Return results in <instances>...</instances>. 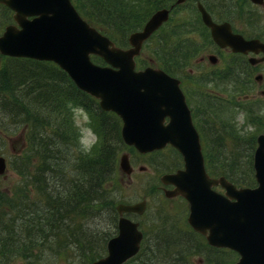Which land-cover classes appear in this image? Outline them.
<instances>
[{"label": "rangeland", "instance_id": "1", "mask_svg": "<svg viewBox=\"0 0 264 264\" xmlns=\"http://www.w3.org/2000/svg\"><path fill=\"white\" fill-rule=\"evenodd\" d=\"M166 1V3H162V0H114L111 2V7L115 10L121 9L123 11V22L125 24L120 28L119 26L111 27L108 25V18L107 20L103 18V20L100 21L101 23H97L100 25L107 24L104 25L107 26V29L103 26L101 27L110 35L103 33L115 40L121 47L127 49L131 47L128 42L129 34L133 31L141 30L145 22L156 9L174 3L175 0ZM195 1L197 0H187L180 6L175 7L171 11L169 21L158 28L152 36L143 43L141 53L136 60L141 68L152 66L160 67L166 71V67L169 66L170 69H167V73L179 78H185L188 82L191 80V82H189L190 84L187 88H184V90L189 98L193 120L199 131H202L204 134V136L202 135V141L207 146L213 144L219 145V148L213 151L210 149L211 152L209 151L205 155L207 159V169L212 176L224 175L226 178L229 179L231 177L240 183L243 182L242 177H245L249 172V169H247L248 155L245 154V151L252 148L250 140L254 137V151L256 147V135L262 132L264 133V106L261 107L262 114H259L256 109L252 110V107L248 105L250 100L240 101V98H242L243 92L254 94L260 87L258 86L254 91L245 88L244 91L240 93L236 92L238 83L236 84L235 72L224 75V84H226L223 88L220 86V75L219 81L211 82L210 77H206V75L201 73L203 68L201 65H197V59L200 55H205L212 51L213 46L211 45V38L207 35V31L204 29V25L200 20ZM199 1L204 4L215 20L219 22H230L234 31L244 33L248 37L261 36L264 38V9L254 6L250 1ZM105 15H107V13ZM10 16L11 13L5 11L0 6V31L3 30L6 24L11 22ZM109 21L113 22L112 18L109 19ZM226 60L229 62L234 59L227 57ZM5 61L4 58L1 59L0 57L1 65H4ZM97 62L104 63L102 60ZM260 66L259 69L262 68L264 71V64ZM189 68H192L194 71L193 74L195 75L192 77H189ZM20 69L21 70H16V72L23 70L22 68ZM210 69L212 72L216 68L210 66ZM14 72L15 69L10 70V79L14 77ZM51 79L55 82L54 76H51ZM61 85H63V83ZM4 87L7 86L5 85ZM220 91L223 92L222 94H224L225 100H219L213 97V95L220 93ZM256 95L259 96V93H256ZM21 96L16 92L14 99H21ZM50 107L56 108L50 105L47 106L43 115L51 117V120L55 123L45 124V126H43L45 129L44 133L47 136L50 137V133L54 130L52 128L54 124L62 125V123H67L68 119L72 117L73 123L79 128L81 136L78 143L81 145V148L83 145H95L98 143L101 135L98 116H94L93 113H89L81 107H75L70 109L67 108L70 114L69 118L65 116L63 121L62 119L56 121V113L50 112ZM19 110L17 111L18 114L22 116L26 115V111ZM254 111H256L255 114ZM108 118L115 120L114 115H109L104 119L108 121ZM250 119L251 122L249 121ZM111 123L114 124L113 121H110V124ZM25 126L26 125L15 123V120L6 117L5 114L0 111V156H3L7 163L6 170L4 173L0 174V194H5L13 198L14 193L18 194L21 192V188L25 191L24 186L26 185V193L32 202L31 204H37L39 206H31L30 208L20 207L17 208V210L4 208L2 211L4 218L10 219V222L5 226L7 230H11V228L15 227L18 223L15 220L23 214H26L24 215L25 218L50 216L47 213L48 207L42 202L43 196L40 202L36 199V180H42L44 177L45 182L48 184L46 188V192L48 193H54V189L57 187L63 188L67 185L71 187L70 183L74 178L76 179L74 185L80 183V171L78 172V170L74 168L77 162L70 159L66 160L62 154H60V158L56 160L55 157L52 158V156L45 153V151L42 157L40 156L42 153L36 155V151L33 149L32 145L26 143L24 135L29 128ZM44 141L47 140L44 139ZM108 142L115 146L110 137H108ZM122 144L123 145L118 146L116 163L119 167L121 155L127 153L131 171L127 172L124 169H118L114 174L108 175L105 184V191L108 196V206L105 207L106 213L98 215L97 217L92 214L88 215L89 218L84 219V227L104 230L106 232L101 233L107 236L108 239L112 236L114 237L118 232V214L116 212V206L127 203L134 204L145 200L147 208L143 214H126L130 219L138 221L139 228L143 233V240L141 249L137 253L138 255L125 264H140L146 257H150L151 255L156 256V264H167L166 262H168V260L165 258L164 248L162 247V241L164 239L168 240L170 244L173 245L174 249L172 252L178 254V257L175 258L178 260V263H174V259L169 261L170 264H208L207 261L210 259L219 262V264H233L238 258L237 253H227V251H222L221 249L210 248L205 240H202L194 231H191L188 226L186 230L183 220L187 218L188 205L185 201L178 197L168 199L163 195L162 187H164V185L160 181L159 176L166 171H173L176 167L181 165V155L173 148H165L160 151L157 150L148 154H141L133 147H127L123 142ZM43 148L45 149V146H43ZM232 153L235 156H233ZM233 157L234 160L232 162L231 160ZM63 158L69 163L68 166H66ZM44 159L45 161L49 160L54 164H58V168H62L63 165V172L53 176L46 171L44 174H41L40 177H35V175L40 173L36 174L32 170ZM47 163L48 162H46V164ZM25 165H27V170H24ZM18 167L21 169H18ZM67 167L69 169H67ZM21 172H25L26 175L21 174ZM29 173L32 174L29 175ZM32 178L33 181L30 180V182H27L28 179ZM235 178H239V180ZM250 179L252 180L251 185H255L253 170ZM62 196L64 195L62 194ZM110 205L114 206L116 215L111 212L114 211V209ZM110 213L113 214L112 217ZM56 215L59 217L58 213ZM73 216V214L67 216L69 225H73L80 221L78 218L73 219ZM69 219H71V221ZM71 229H75V232L78 233L76 228L71 227ZM44 230V227H42L39 232L29 237L25 236V232L20 236V238L23 239L20 243L25 244L13 245V253L27 254L28 252L26 249L30 244L28 242L36 240L37 245L31 247V255H33V257L26 258L23 255L12 256L9 260H1L0 264H86L85 259H81L76 253L73 246V239H67L68 242L72 243L67 249H57L54 245H51L52 243H45L44 247L43 244L40 246L42 239L36 237H40ZM14 233L16 234V232ZM44 233H46L47 236L50 235V231H44ZM2 239L0 235V242H2ZM156 239L159 240L158 246L162 247L158 249L160 256L153 247L156 243L154 240ZM201 242H203V245ZM147 249L148 251H146ZM106 254L107 248L105 246L102 255L105 256ZM152 260L153 259H148L150 262ZM91 263L92 262H90V264ZM144 264H149V262L145 261Z\"/></svg>", "mask_w": 264, "mask_h": 264}, {"label": "water", "instance_id": "2", "mask_svg": "<svg viewBox=\"0 0 264 264\" xmlns=\"http://www.w3.org/2000/svg\"><path fill=\"white\" fill-rule=\"evenodd\" d=\"M0 3L14 11L16 22L0 34V54L56 63L78 88L98 99L101 108L122 118V139L138 151L162 149L168 144L177 149L183 168L161 176L164 184L174 186L164 194L184 197L189 203L188 223L210 245L237 251L239 258L234 264H264V134L257 136L253 155L256 186L237 187L224 176L211 177L180 81L160 68L135 71V56L143 41L168 19V9L157 10L141 30L132 32L128 38L131 47L126 49L90 25L71 0ZM197 6L220 47L264 52V42L233 33L230 23H215L201 3ZM92 55L106 64L94 63ZM120 165L130 167L127 154L121 155ZM5 170V159L0 156V174ZM145 207V200L117 205L118 233L108 241L107 254L91 264H122L138 252L142 232L138 223L123 213L139 214Z\"/></svg>", "mask_w": 264, "mask_h": 264}, {"label": "trees", "instance_id": "3", "mask_svg": "<svg viewBox=\"0 0 264 264\" xmlns=\"http://www.w3.org/2000/svg\"><path fill=\"white\" fill-rule=\"evenodd\" d=\"M74 1V4L80 14L88 22L98 27L102 32L106 34H108V32L101 26L107 29V26H104L107 24L100 25L97 23H101L100 21H102L103 18L105 20H107L108 18V25L111 27L119 26L120 28L121 26H123V24H125L123 22V11L121 9L115 10L113 7H111V2L114 0ZM166 2V0H162V3ZM2 9L9 12L6 7H2ZM106 13L107 15H105ZM111 18L113 22H110L111 20L109 21V19ZM0 57L1 59L4 58L6 60L4 65L0 64V111L3 112L6 117L15 120V123H21L22 125H26L25 127L29 128L26 130V133L24 135L26 138V143L32 145L33 149L37 151V155L42 153L40 155L42 157L44 156L45 151V153L50 154L52 158L55 157L57 160L60 158V154H62L63 157L66 158V160L70 159L76 161L77 165L74 166V168L77 169L78 172L80 171L79 184L76 183L74 185V181L76 180L74 178L70 183L71 187H68V185L63 188L57 187L59 189H54V193L46 192L48 184L45 182L44 177L42 180H36V199L40 202L43 196L42 202L48 207L47 213L50 216H36L34 218H25L24 215L26 214H23L17 217L15 221H17L18 223L15 227L11 228V230H7V228H5L6 224L10 222V219L4 218V214L2 213L4 208L17 210V208L20 207L30 208L31 206H39L37 204H31L32 202L30 201L26 193V185L24 186L25 191L23 188H21V192L15 194L13 198L5 194H0V235L3 238L2 242H0V262L1 260H9V258L12 256L23 255L26 258L33 257V255H31V247L37 245L36 240L28 242L30 244L26 249V251L28 252L27 254L13 253V245L25 244L20 243L23 241V239L20 238L23 233L26 232L25 236L29 237L36 234L41 230L42 227H44V231H50V235L47 236L43 231L40 237H36L42 239V243L40 244V246H42L43 244L44 247L45 243H52L51 245H54L57 249H67L72 245V243L68 242L67 239H73V246L76 253L81 257V259H85L86 264H90L92 260L96 259L99 256H102L108 237L101 233L106 232L104 230L84 227V219L89 218L88 215L90 214L97 217L98 215L106 213L105 207L108 206V196L107 192L105 191V184L107 182L108 175H112L117 171L116 158L119 148L118 146L123 145L122 139L120 137V128L116 124L111 123L112 125H109L107 120L104 119L108 116L103 110L100 109L95 99L78 91V88L68 78L66 73L54 63L36 61L28 58L7 57L3 55H0ZM9 62H11L13 65L10 66ZM20 68H22L23 70L20 72H16V70H21ZM13 69H15V75L10 79V70ZM167 69H170L169 66L166 67V71ZM53 75L55 82H53L51 79V76ZM59 80H63L65 82L64 84L67 83V85L69 87H73L74 90L69 91V87L67 85L65 86L64 84L61 85ZM5 85L7 87H4ZM61 88L65 90H62ZM74 91H76L78 94L76 93L77 95H73ZM16 92H18L20 96L22 95L21 99H14ZM49 105L67 113L68 118L70 115L68 113V109L75 107H81L89 113H93L94 116L99 117L101 135L100 139L98 140L99 144L97 143L94 145V147H92V152H84L81 148V145L78 143L81 135L79 133L78 126L73 123L72 117L68 119L67 123H62V125L54 124V127H52L54 130L50 133V137L44 133L45 129L43 126H45V124H40L37 121L38 119L43 120V118H46V116L43 114L45 108ZM18 110L26 111V115L22 116L18 114ZM53 113H57V111H53ZM110 121H112V119H110ZM249 121L251 122V119ZM48 124H51V122H48ZM200 133L204 136L202 131ZM108 137L112 139L116 147L108 142ZM44 139L47 141H44ZM253 143L254 137H252L250 140V145H252V148L245 151V154L248 155L247 169H249V172L245 177H242L243 182L238 183L231 177L229 178L237 185L251 186L252 184L250 175L253 170ZM203 144L205 145L204 142ZM43 146H45V149L43 148ZM217 148H219V145H210L208 147V152L210 151V149L213 151ZM232 155L235 156L233 153ZM66 160L65 163L66 166H68L69 163ZM233 160L234 157L231 161L233 162ZM46 162L48 163L46 164ZM18 169L21 168L18 167ZM25 169L27 170V165L24 166V170ZM62 169H64L63 165L62 168H58V164H54L49 160L45 161L44 159L37 167V171L34 173H40L35 175V177H40L41 174H44V172L46 171L47 173H51V175L55 176L56 174H61L63 172ZM67 169L69 168L67 167ZM235 179L239 180V178ZM29 180L33 181V178ZM62 194L64 196H62ZM111 207H113L114 209V206ZM111 212L116 215L115 209ZM57 213L59 214V217L56 215ZM70 214L74 215L73 219L78 218L80 221L74 223L73 225H69V223L67 222V216ZM110 216L112 217L113 214L110 213ZM69 220L71 221V219ZM71 227L76 228L78 233L75 232V229H71ZM14 232H16V234ZM154 242L156 243L153 245V247L157 251L159 256L160 252L158 251V249H161L162 247L164 248V255L168 260V262H166L167 264H170V260H174L178 257V254L172 252L174 247L168 240L164 239L162 241V247L158 246L159 240L156 239L154 240ZM201 244L203 245V242H201ZM221 250L226 251L227 249ZM146 251H148V249ZM227 253H230V251H227ZM136 256H134L133 258H135ZM148 259L153 260L150 262L148 261ZM145 261L149 262V264H156V256L151 255L150 257H146L145 260L140 264H144ZM176 262L178 263V260L175 259L174 263ZM207 263L219 264V262L213 261L212 259L208 260Z\"/></svg>", "mask_w": 264, "mask_h": 264}, {"label": "flooded vegetation", "instance_id": "4", "mask_svg": "<svg viewBox=\"0 0 264 264\" xmlns=\"http://www.w3.org/2000/svg\"><path fill=\"white\" fill-rule=\"evenodd\" d=\"M187 1V0H185ZM184 1V3H185ZM198 1V0H197ZM250 1V0H248ZM196 2V1H195ZM251 2V1H250ZM197 3V2H196ZM252 3V2H251ZM183 4V3H182ZM254 6L259 7L260 9H264V0L260 4L252 3ZM180 4L174 6L172 10L179 6ZM213 18V16H212ZM213 20L217 23H220L219 21ZM224 22V21H222ZM204 29L210 33V30L204 26ZM232 31L237 34H241L246 39L256 38L260 41L264 42V38L261 36H253L248 37L244 33H240L238 31H234L232 28ZM211 36V35H210ZM211 38V37H210ZM211 45L213 46L212 51L206 53L205 55H200L197 59V65H201L203 70L201 71L202 74L206 75V77L211 78L212 81H219V75L221 77V87H225L224 84V75L230 74L232 72H235L236 74V84L238 83L237 91L240 92L244 91L245 88L250 89L251 91L255 90L260 87L256 93H259V96L256 95V93H245L243 92L242 98H240V101H247L250 100L248 105H250L252 110L256 109L259 114H262L261 107L264 106V71L259 69L261 67L260 65L264 64V52H254V51H248V52H242L233 51L230 47H220L218 44H215V42L211 39ZM227 57H231L234 59L233 61L230 60L229 62L226 60ZM207 59V61H206ZM205 64V65H202ZM210 66L215 67L216 69L211 72ZM194 71L192 68H189V77L194 76ZM212 73V75H211ZM210 81L209 79H207ZM191 82V80H189ZM188 80L185 78H180V85L182 88H187V86L190 84ZM223 92L220 91V93L213 95V97L218 98L219 100H225ZM241 106H244L240 104ZM254 111V114L255 112ZM264 112V111H263ZM107 116L112 115V112H105ZM109 114V115H108ZM104 118V117H103ZM110 118H108V124L110 125ZM113 123L116 125H121V120L118 116H115V120H113ZM118 125V126H119ZM256 139V138H255ZM128 214V213H126Z\"/></svg>", "mask_w": 264, "mask_h": 264}, {"label": "bare ground", "instance_id": "5", "mask_svg": "<svg viewBox=\"0 0 264 264\" xmlns=\"http://www.w3.org/2000/svg\"><path fill=\"white\" fill-rule=\"evenodd\" d=\"M207 35L208 36H210L211 34L207 31ZM211 37V39L213 40V38H212V36H210ZM9 64H10V66H12L13 64L11 63V62H9ZM55 75V74H54ZM53 75V76H54ZM60 77V76H59ZM60 80H61V78H60ZM59 80V81H60ZM60 83L62 84H64L65 82L62 80V81H60ZM65 85H67V83L65 84ZM68 86V85H67ZM69 87V86H68ZM62 89V88H61ZM60 89V90H61ZM62 90H65V89H62ZM69 91H72V90H74V88L73 87H69V89H68ZM68 91V92H69ZM78 91H80V92H82V93H84V94H86V95H88L89 93L87 92V91H85V90H83V89H80V88H78ZM77 92L76 91H74V94L73 95H77L76 94ZM50 110V112H52L53 113V111H57V113H56V115H55V118H56V121H59V120H61L62 119V121L64 120V117L65 116H68L67 115V113H65V112H63V111H61V110H59V109H57V108H50L49 109ZM38 123H40V124H48V122H51V123H55V122H53L52 120H51V117H46V118H43V120H41V119H38V121H37ZM19 124H21V123H19ZM57 125H59V124H57ZM210 145H202L201 146V154L202 155H206L207 153H208V147H209ZM35 150V149H34ZM36 151V150H35ZM90 152H92V150L91 151H89V152H87V153H90ZM38 153H37V151H36V155H37ZM39 166V165H38ZM38 166H36V168H34L32 171L33 172H36L37 171V167ZM116 169L118 170V169H121V170H125V171H127V172H130L131 171V168L129 167V166H125V168L123 167V166H121L120 164H119V167L117 166V163H116ZM21 174H23V175H26V173L25 172H21ZM30 174H32V173H29V175ZM27 182H30V180L28 179L27 180ZM56 189H59V188H56ZM168 191H171V188L168 190ZM162 192H163V195L165 196V198H172V197H174V198H177V194L176 195H170V196H167L166 194H164V189H162ZM14 195H15V193H14ZM14 195H13V197H14ZM144 213V211L142 212V213H139V214H143ZM136 214H138V213H136ZM132 220V219H131ZM134 221V220H133ZM137 223H138V221H136ZM139 255H141V254H139ZM103 256V255H102ZM99 257H101V256H99ZM99 257H97L96 259H98ZM96 259H94V260H96ZM94 260H92V261H94Z\"/></svg>", "mask_w": 264, "mask_h": 264}, {"label": "clouds", "instance_id": "6", "mask_svg": "<svg viewBox=\"0 0 264 264\" xmlns=\"http://www.w3.org/2000/svg\"><path fill=\"white\" fill-rule=\"evenodd\" d=\"M92 147H94V145H91V144L90 145H83L82 150L87 153V152L91 151Z\"/></svg>", "mask_w": 264, "mask_h": 264}]
</instances>
